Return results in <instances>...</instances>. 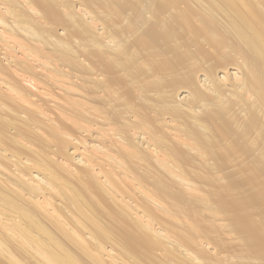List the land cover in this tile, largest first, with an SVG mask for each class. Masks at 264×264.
<instances>
[{"label":"bare ground","instance_id":"obj_1","mask_svg":"<svg viewBox=\"0 0 264 264\" xmlns=\"http://www.w3.org/2000/svg\"><path fill=\"white\" fill-rule=\"evenodd\" d=\"M0 264H264V0H0Z\"/></svg>","mask_w":264,"mask_h":264}]
</instances>
